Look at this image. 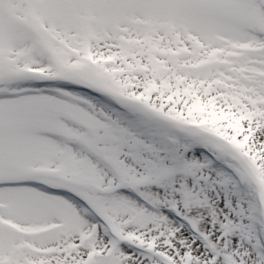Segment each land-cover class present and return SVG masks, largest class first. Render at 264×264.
<instances>
[{"label":"snow or ice","instance_id":"6c2138e0","mask_svg":"<svg viewBox=\"0 0 264 264\" xmlns=\"http://www.w3.org/2000/svg\"><path fill=\"white\" fill-rule=\"evenodd\" d=\"M0 264H264V0H0Z\"/></svg>","mask_w":264,"mask_h":264}]
</instances>
